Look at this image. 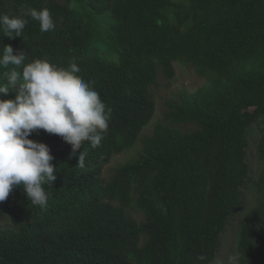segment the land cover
I'll return each mask as SVG.
<instances>
[{
  "label": "trees",
  "instance_id": "trees-1",
  "mask_svg": "<svg viewBox=\"0 0 264 264\" xmlns=\"http://www.w3.org/2000/svg\"><path fill=\"white\" fill-rule=\"evenodd\" d=\"M45 7L55 28L41 32L30 12ZM2 15L28 23L11 39L0 29V54L10 44L25 64L76 63L111 118L101 145L84 142L76 155L58 135L30 134L49 146L57 179L44 185L46 208L22 185L0 202V264H212L243 202L255 124L261 167L237 264H264V0H0ZM178 60L207 83L167 99L163 120L142 135L159 72L171 79ZM12 67H0V83ZM139 139L136 158L105 180L104 166Z\"/></svg>",
  "mask_w": 264,
  "mask_h": 264
},
{
  "label": "clouds",
  "instance_id": "clouds-1",
  "mask_svg": "<svg viewBox=\"0 0 264 264\" xmlns=\"http://www.w3.org/2000/svg\"><path fill=\"white\" fill-rule=\"evenodd\" d=\"M33 19L40 31L55 28L49 9H33ZM28 23L23 16H0V29L10 39L22 36ZM26 55L14 54L10 44H4L0 67H13L4 73L6 83H0V94L15 93L14 99H0V202L5 201L15 186H23L34 206L46 208L48 193L44 185L57 179L54 159L44 142L29 139L32 132L44 130L60 136L71 145V155L88 142L92 149L101 145L109 129L111 109L107 108L93 82L85 81L76 63L58 66L47 59H35L25 64ZM87 150L78 153V164L84 167ZM198 261H206L203 254Z\"/></svg>",
  "mask_w": 264,
  "mask_h": 264
},
{
  "label": "rangeland",
  "instance_id": "rangeland-1",
  "mask_svg": "<svg viewBox=\"0 0 264 264\" xmlns=\"http://www.w3.org/2000/svg\"><path fill=\"white\" fill-rule=\"evenodd\" d=\"M174 66L175 74L171 79H166L165 75L160 71L157 83L152 87V93L156 103V112L149 124L144 128L142 135L151 132L155 125L163 120L167 99L175 97L176 94L183 90L193 92L207 83L206 77L199 75L193 67L185 64L183 60L175 61ZM259 136L260 128L258 124H255L248 134L249 147L247 149V161L250 165V171L248 185L243 190V202L239 210L231 218L227 229L223 232L220 251L212 264H237L240 221L253 202L252 188L249 183L256 179L261 167L257 154ZM141 148L142 142L139 139L134 147L115 155L102 170V175L105 180L108 181L110 179L113 168L135 159ZM0 222L7 223L8 221L6 218H1Z\"/></svg>",
  "mask_w": 264,
  "mask_h": 264
}]
</instances>
